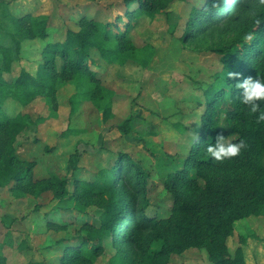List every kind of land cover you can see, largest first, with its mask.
Masks as SVG:
<instances>
[{"label":"trees","instance_id":"obj_1","mask_svg":"<svg viewBox=\"0 0 264 264\" xmlns=\"http://www.w3.org/2000/svg\"><path fill=\"white\" fill-rule=\"evenodd\" d=\"M176 1L183 0H121L125 12L112 20L80 16L78 30L68 29L64 40L49 41L42 48L35 73L21 70L16 77L12 64L20 57L23 41L50 38V22L26 13L10 17L12 28L0 24V188L18 197L53 193L57 204L43 213V225L47 231L61 228L48 246L57 251L58 264H97L107 247L112 249L111 264H170L173 256L192 248L205 249L211 264H247L241 249L230 251L228 239L238 221L264 211V120L257 119L264 102L252 113L240 102L242 90L235 85L248 76L264 78V0L191 4L180 39L202 41L218 67L210 80L191 82L201 89L195 107L200 109L199 129L176 123L179 148L161 157L157 176L121 150L94 176L82 178L83 152L78 149L62 179H35L34 162L19 157L16 143L24 130L44 118L34 119L28 112L10 116L2 108L8 97L28 106L43 95L55 111L58 87L70 81L85 88L72 96V112L79 97H85L108 121L114 116L115 94L104 82L103 64L96 58L107 65L147 63L150 45L140 46L127 34L144 16H169ZM133 119L131 114L117 127L129 133ZM218 134L229 142L243 139L246 147L235 157L215 160L206 147ZM154 177L172 195L165 217L148 213L156 205L151 196ZM34 211L40 212V205ZM5 241L0 242V264H7ZM28 264L46 262L32 258Z\"/></svg>","mask_w":264,"mask_h":264},{"label":"rangeland","instance_id":"obj_2","mask_svg":"<svg viewBox=\"0 0 264 264\" xmlns=\"http://www.w3.org/2000/svg\"><path fill=\"white\" fill-rule=\"evenodd\" d=\"M120 2L0 0L1 25L8 24L12 28L10 17L26 13L50 22V38L23 41L20 57L12 64L13 76L19 75L21 70L35 73L42 48L49 41L64 40L68 29L78 30L80 16L112 20L123 14L125 9ZM199 2L176 1L171 5L169 16H144L129 30L127 35L131 34L138 45H150L147 51L151 55L147 63L139 59L143 63L133 60L107 65L101 58H96L103 64L101 74L104 82L115 94L114 116L108 121L104 120L102 111L85 97H79L77 109L72 112V96L78 91L84 92L85 88L78 89L70 81L59 84V107L55 111L43 95H37L28 106L11 97L6 99L2 108L8 115L28 112L34 119L44 118L24 130L16 143L19 157L34 162L35 179H62L67 173L71 154L78 149L83 152L80 161L84 169L82 178L94 176L121 150L133 155L157 176L161 157L179 148L181 134L176 123L199 129L200 109L195 107L201 98V89L191 82L193 79L199 82L210 80L218 67L215 55L206 50L202 41L183 43L180 39L191 4ZM131 114L134 115L131 131L124 133L117 126ZM153 181L151 196L156 205L148 213L168 216L172 195L161 185L158 177ZM56 204L51 191L18 197L8 188H0V242L6 240L2 254L7 258V264H28L32 258H44L46 264H58L55 258L57 251L48 246L60 236L61 228L57 226V229L47 231L43 225V213L53 210ZM36 205H40V212L34 211ZM13 217L17 220L11 222ZM92 218L95 221V214ZM228 245L233 254L241 249L247 264H264V211L238 221ZM111 257L112 249L107 247L97 264H111ZM170 264L211 262L205 249L192 248L180 256H173Z\"/></svg>","mask_w":264,"mask_h":264},{"label":"clouds","instance_id":"obj_3","mask_svg":"<svg viewBox=\"0 0 264 264\" xmlns=\"http://www.w3.org/2000/svg\"><path fill=\"white\" fill-rule=\"evenodd\" d=\"M247 39H252L251 35ZM230 76L240 75L239 73H230ZM235 87L241 89L240 102L248 106L252 113H256L261 108V102H264V78H253L248 76L238 83ZM258 120H264V111H261ZM227 127V126H225ZM246 147L243 139L238 142H229L223 134H218L214 144L209 143L206 147V153L215 160H224L235 157Z\"/></svg>","mask_w":264,"mask_h":264}]
</instances>
